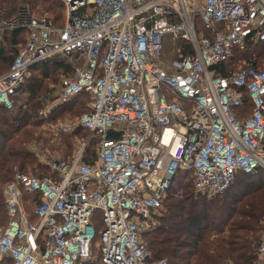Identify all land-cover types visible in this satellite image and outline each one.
<instances>
[{
  "label": "built area",
  "instance_id": "2783aa9c",
  "mask_svg": "<svg viewBox=\"0 0 264 264\" xmlns=\"http://www.w3.org/2000/svg\"><path fill=\"white\" fill-rule=\"evenodd\" d=\"M61 1L64 26L54 25L52 11L35 15L22 7L9 18L0 6V40L8 29L28 30L0 74V105L15 108L13 98L37 63L72 59V73L40 115L88 94L87 110L54 128L93 133L96 156L84 159L83 142L69 159L50 158L51 174L15 167L3 186L9 222L0 230V261L90 260L100 211L101 264H168L152 257L144 235L158 226L179 170L191 173L195 192L210 199L224 194L238 171L264 170V59L254 55L225 75L215 68L235 49L264 41V0ZM245 93L252 110L240 115ZM24 191L39 194L38 223L29 221ZM255 264H264V230Z\"/></svg>",
  "mask_w": 264,
  "mask_h": 264
},
{
  "label": "trees",
  "instance_id": "16d2710c",
  "mask_svg": "<svg viewBox=\"0 0 264 264\" xmlns=\"http://www.w3.org/2000/svg\"><path fill=\"white\" fill-rule=\"evenodd\" d=\"M0 2L9 18L17 16L19 7L27 4L31 6L33 14L36 15L34 10L42 13L52 11L55 14L54 25L65 24L66 8L61 0ZM199 27L202 28L200 23ZM27 36L26 28L5 31L0 40V74L10 69ZM254 55L258 60L264 59V41L250 44L244 50L235 49L228 61L215 68L225 75L245 61L252 63ZM73 69V63L64 55L41 61L31 68V76L18 88L13 98L15 108L8 110L0 105V230L9 222L3 186L13 180L15 167L38 176L51 174V170L49 172L46 165H40L23 143L35 137L34 128L42 122L38 114L49 97V82L57 81L60 75L71 74ZM89 99L88 94H79L70 103L55 108L50 113V120L66 114L81 115ZM250 110L252 101L245 93L239 114H246ZM110 136L118 135L110 133ZM61 141L65 146V155L70 154L73 143L71 136H64ZM92 144L96 145V140ZM96 147L86 149V161L94 160ZM188 174L192 175L179 170L164 201L165 211L160 223L153 231L146 233L152 257L164 258L168 264H255L261 232L264 230V170L255 173L238 171L227 193L211 199L195 192L193 175L192 180H182ZM23 196L29 221L38 223L39 217L34 213V208L40 204L39 194L24 191ZM93 222L97 229L92 247L93 257L78 264H101L100 252L95 246L104 228L100 211L95 213ZM0 264H12V260L5 258Z\"/></svg>",
  "mask_w": 264,
  "mask_h": 264
},
{
  "label": "rangeland",
  "instance_id": "374dc122",
  "mask_svg": "<svg viewBox=\"0 0 264 264\" xmlns=\"http://www.w3.org/2000/svg\"><path fill=\"white\" fill-rule=\"evenodd\" d=\"M1 5L2 3L0 2V6ZM26 5L27 4H25V6L22 5L21 7H19L18 13L22 7H28L31 11L32 9L31 6L29 7ZM34 12L36 13V15L37 14L40 15V13H42L36 10H34ZM169 48H170L169 44H166V50H169ZM171 57L173 56L171 55L168 58H171ZM69 60L72 62V59H69ZM64 75L65 74L60 75L57 81L49 82L50 90L47 93L49 94V96L51 94L52 95L54 94L55 92L54 90L59 87L60 81ZM84 106L87 110V103ZM40 110H39L38 118L41 119L42 122L40 123L39 126L34 128L35 137H33L32 140H30L28 143H23V145H25L26 148L29 149L33 153V155L36 157L40 165H46L49 168V172L51 170V167L49 164L51 162L50 158L51 159H55V158L69 159L74 154V152L81 146L83 142H86L87 148L89 147L90 149L97 145V136H95L93 133L89 131L84 130V128L82 127H78L75 131H72V132H60V133L54 128L56 124L58 123H67V122L74 121L80 114L79 115L78 113L75 115L66 114L65 116L59 117L58 119L51 121L50 115L48 117H42L40 115ZM64 136H71V139L73 141L70 154L68 155H65V148H64L65 146H62L61 138H63ZM93 140H96V145L94 146L92 144ZM31 173H34V172H31ZM182 180L183 181L192 180V175L188 174L187 177ZM226 193L227 191L224 194H222V196L225 195ZM164 211H165V208H164ZM164 211L158 212L156 216V219L158 220V224L160 223V217L164 214ZM144 239L148 241L146 234L144 235Z\"/></svg>",
  "mask_w": 264,
  "mask_h": 264
}]
</instances>
